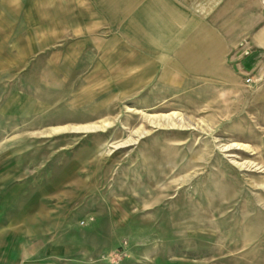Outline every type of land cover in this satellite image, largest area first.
Returning a JSON list of instances; mask_svg holds the SVG:
<instances>
[{"label": "rangeland", "instance_id": "rangeland-1", "mask_svg": "<svg viewBox=\"0 0 264 264\" xmlns=\"http://www.w3.org/2000/svg\"><path fill=\"white\" fill-rule=\"evenodd\" d=\"M66 5L0 0V264H264V83L105 65Z\"/></svg>", "mask_w": 264, "mask_h": 264}, {"label": "crops", "instance_id": "crops-1", "mask_svg": "<svg viewBox=\"0 0 264 264\" xmlns=\"http://www.w3.org/2000/svg\"><path fill=\"white\" fill-rule=\"evenodd\" d=\"M63 2L57 31L99 42L105 65L113 58L112 65L167 81L192 75L227 84L237 72L232 61L241 60V70L264 83V0Z\"/></svg>", "mask_w": 264, "mask_h": 264}, {"label": "built area", "instance_id": "built-area-1", "mask_svg": "<svg viewBox=\"0 0 264 264\" xmlns=\"http://www.w3.org/2000/svg\"><path fill=\"white\" fill-rule=\"evenodd\" d=\"M246 83H247V84H252V83H253V79H252V78H248V79L246 80Z\"/></svg>", "mask_w": 264, "mask_h": 264}]
</instances>
